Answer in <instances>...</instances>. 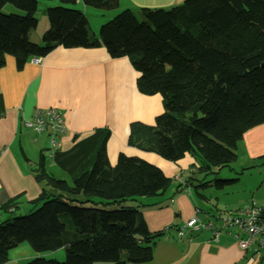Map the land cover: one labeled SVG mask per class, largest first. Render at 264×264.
<instances>
[{"label": "trees", "instance_id": "16d2710c", "mask_svg": "<svg viewBox=\"0 0 264 264\" xmlns=\"http://www.w3.org/2000/svg\"><path fill=\"white\" fill-rule=\"evenodd\" d=\"M38 1L0 0V68L7 55L20 69L57 45H102L112 58L126 56L138 72L139 92L160 95L163 107L152 125L138 121L129 125L130 145L169 161L191 154L197 171L207 175L235 161L243 133L264 123V0H183L169 8H124L100 24L97 36L89 32L83 11L67 6L76 0H57L59 4L44 9L48 27L36 43L29 33L37 26ZM81 1L101 10H113L119 3ZM6 4L12 9L3 12ZM108 133L106 128L97 129L69 150L52 153L51 159L67 171L70 182L45 173L41 156L35 178L46 180L49 189L27 201L30 210L24 215L0 221V264L22 242L36 253L61 247L65 251L62 261L35 256L24 264L151 259L149 242L160 233H150L140 211L120 203L157 196L170 178L157 166L145 160L131 162L122 153L110 165L105 151ZM212 180L220 188L233 181ZM184 182L199 201L205 199L199 189L210 180ZM17 204L13 198L1 208L12 210ZM247 249L264 259V249L258 253Z\"/></svg>", "mask_w": 264, "mask_h": 264}, {"label": "crops", "instance_id": "0c3cea01", "mask_svg": "<svg viewBox=\"0 0 264 264\" xmlns=\"http://www.w3.org/2000/svg\"><path fill=\"white\" fill-rule=\"evenodd\" d=\"M182 1L119 0L113 11L124 8L136 11L139 7L169 8ZM57 4V0L38 1V22L29 33L31 41L41 42V35L48 27V21H44V9ZM71 7L83 11L89 32L96 36L99 25L109 19L108 12L112 11H93L81 0H76ZM91 16L103 19L93 29ZM38 23L42 24L41 27ZM137 77L138 72L126 56L112 58L102 45L69 48L57 45L40 56L39 63L29 59L20 69L16 68L12 56L5 57V64L0 68V221L19 211L27 213L30 210L27 201L36 198L42 189H49L46 180L35 178L42 155L45 173L57 178L53 174V169L57 168L67 175V178L59 179L70 181L67 171L51 159L47 133L36 132L23 124L25 119L33 116L34 109L55 108L62 115L66 127L60 137L59 150L65 152L95 130L106 128L109 133L105 151L110 165H114L122 153L131 162L145 160L155 164L170 178L163 193L153 197L137 196L120 203L140 211L150 233H160L149 242L152 247L149 261L125 264H264V259L251 249L239 248L231 232H220L216 238L208 229H186L183 234L178 233L177 228L193 216L197 208L204 213L221 216L241 208H264V197L257 195L259 187L254 192L258 199L253 196L247 203H222L217 196H213L214 201L211 202L212 198L205 193L217 191L207 185L199 189L205 197L201 203L195 193L188 192L190 186L184 182H190L189 177H199L195 173L197 166L194 164L198 162L194 156L185 154L176 161H169L154 152L130 145L129 125L135 121L152 125L155 116L163 110L160 95L139 92ZM239 143L251 158L264 155V123L245 131ZM171 180L175 183L172 184ZM261 193L263 196L264 188ZM13 198L18 204L12 210L1 208ZM229 205L232 207L228 208ZM204 213H200V220L205 222ZM214 224L220 226L218 220ZM8 260L5 264H9Z\"/></svg>", "mask_w": 264, "mask_h": 264}, {"label": "rangeland", "instance_id": "374dc122", "mask_svg": "<svg viewBox=\"0 0 264 264\" xmlns=\"http://www.w3.org/2000/svg\"><path fill=\"white\" fill-rule=\"evenodd\" d=\"M51 6H54V5H51ZM67 6L71 7V5H67ZM10 9H12V6L10 4H6L3 6L2 11L8 12V10ZM91 9L93 11H97V10L102 11L101 9H97V8H91ZM115 12L116 11H113V10L108 12L109 18L113 16ZM37 14L39 16V12ZM101 20L103 19H99L98 16H95V17L91 16L92 29L93 27L96 28L98 22ZM106 20L107 19H105V21ZM44 21H47L46 15H45ZM41 25H42L41 23H38V27H41ZM243 150H244L243 145L238 143L237 148L235 150L237 154V158L235 161L227 164L226 166L221 167L216 173H209L207 175H204L203 173L196 171L195 173L199 177L198 178L196 177V179L191 177L190 182L192 184H196V183H199L198 180L200 179L210 180V182L208 183V186H210L211 189L217 191V193H209V192L205 193V195L208 198H212L211 202L214 201L213 196L214 198L215 196H217L219 198V202H222V203H226V202H239L240 204L244 202L247 203L252 199L253 196H254L253 197L254 199H258V197H256V194L254 192L259 187L260 188L258 190L257 195L260 198L264 197V195L261 196L262 195L261 190L264 188V155H262L259 158H251L247 155L246 152H243ZM56 169L57 168L53 169L55 170V173L53 172L55 177L67 178L66 174ZM214 171H216V169H214ZM214 178L232 179L233 181L223 184V186H221L220 188V186L216 184L215 180H212ZM171 182L172 184L175 183V181L173 180H171ZM188 192H190L191 194L194 193L192 186H190V190H188ZM200 202L202 203L203 201H200ZM230 207H232V205H229L228 208ZM14 214L19 215L21 214V211L16 212ZM66 223H67V228H70L71 224L68 221H66ZM8 253H9V257H8L9 264H24L25 262H27L31 258H34L35 256H42L46 259H55L58 261H62L65 258V251L63 247L58 248L54 251L36 253L27 242H23L22 244H19V246L17 245L11 248Z\"/></svg>", "mask_w": 264, "mask_h": 264}, {"label": "built area", "instance_id": "2783aa9c", "mask_svg": "<svg viewBox=\"0 0 264 264\" xmlns=\"http://www.w3.org/2000/svg\"><path fill=\"white\" fill-rule=\"evenodd\" d=\"M33 63H39L40 57L30 59ZM24 126L36 132H46L49 139L50 154L61 148L60 137L65 133L66 127L62 115L55 108L34 109L33 116L24 120ZM198 208L182 226L177 228L179 234L186 229L203 230L208 229L216 238L220 232H231L241 249L252 248L258 253L264 249V208L247 207L227 212L224 215L216 216L204 213L206 221L200 220ZM218 220L220 226L216 227L214 222Z\"/></svg>", "mask_w": 264, "mask_h": 264}]
</instances>
